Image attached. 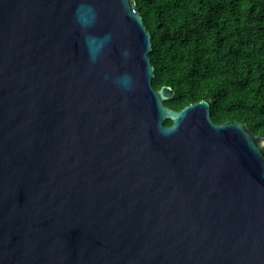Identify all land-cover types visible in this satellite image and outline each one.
Wrapping results in <instances>:
<instances>
[{
    "label": "water",
    "instance_id": "95a60500",
    "mask_svg": "<svg viewBox=\"0 0 264 264\" xmlns=\"http://www.w3.org/2000/svg\"><path fill=\"white\" fill-rule=\"evenodd\" d=\"M152 51L137 0H0V264H264V138Z\"/></svg>",
    "mask_w": 264,
    "mask_h": 264
},
{
    "label": "trees",
    "instance_id": "16d2710c",
    "mask_svg": "<svg viewBox=\"0 0 264 264\" xmlns=\"http://www.w3.org/2000/svg\"><path fill=\"white\" fill-rule=\"evenodd\" d=\"M151 31L156 89L174 109L206 100L216 122L264 138V0H137ZM167 120L166 124H171Z\"/></svg>",
    "mask_w": 264,
    "mask_h": 264
},
{
    "label": "clouds",
    "instance_id": "9594fccd",
    "mask_svg": "<svg viewBox=\"0 0 264 264\" xmlns=\"http://www.w3.org/2000/svg\"><path fill=\"white\" fill-rule=\"evenodd\" d=\"M81 8L84 7V5L80 6ZM88 12L92 14L91 16V21L94 22L95 19V11L89 6L88 7ZM77 19L79 22L82 23V27L85 29L91 26V23H84L82 16L79 15L80 9H77ZM108 37H103V38H97V37H86L85 43L89 49V54L93 58V60L97 57V55L102 51ZM120 83H122L125 87L130 86L131 83V77L130 76H123L120 80Z\"/></svg>",
    "mask_w": 264,
    "mask_h": 264
}]
</instances>
